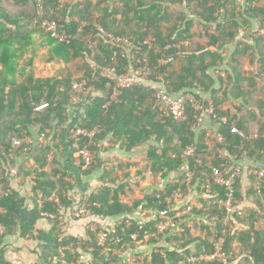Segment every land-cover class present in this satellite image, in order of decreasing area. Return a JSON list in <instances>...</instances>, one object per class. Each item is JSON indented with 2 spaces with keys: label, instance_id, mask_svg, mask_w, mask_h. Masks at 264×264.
<instances>
[{
  "label": "trees",
  "instance_id": "16d2710c",
  "mask_svg": "<svg viewBox=\"0 0 264 264\" xmlns=\"http://www.w3.org/2000/svg\"><path fill=\"white\" fill-rule=\"evenodd\" d=\"M37 1L0 0V264H15L6 258L8 247L15 252L28 250L34 257L28 264H78L89 248L94 249L91 264L116 263L115 250L125 257L121 264H126L130 254L135 264H225L214 257L220 244L228 264H264V227H257L264 221V187L259 195L255 182L246 192L253 207L242 215L233 214L229 222L233 229L224 225V209L207 199L199 201L203 208H193L177 227L158 233V226L175 221L176 212L167 202L171 193L180 189L187 195L191 185L183 184L186 171L195 172L193 186L199 183L205 189L212 182L211 166L220 165L219 146L208 144L206 130L194 128L195 112L190 104L185 120L176 122L161 111L157 86L132 87L122 91L118 102H111L108 81L102 77L103 71L115 68L122 73L130 66L121 57L122 49L111 45L107 35L128 38L146 59L150 81L164 82L172 96L191 92L201 99L198 89L211 92L216 115L228 120L218 130L225 141L221 148L231 157L245 153L252 160L260 159L264 148V0H139L136 6L132 0L121 4L117 0H42L44 17L55 20L59 33L71 37L69 45L59 43L35 23ZM184 7L187 13L181 11ZM35 36L50 48L42 61L65 64L66 74L35 76ZM231 46L232 51L227 49ZM76 60L81 64L72 73L69 64ZM225 60L228 85L224 99L230 95L242 102L237 107L239 120L221 109L218 90L213 89L216 78L210 70L221 69ZM84 80L91 95L80 104L85 108L81 118L71 124V83ZM251 102L257 111H247ZM42 103L48 107L35 111ZM233 125L245 137L231 133ZM78 130L92 136L71 133ZM105 140L124 152L147 146L145 169L161 180L172 178L130 204L123 198L126 186L109 188L106 181L112 187L118 183L105 173L106 187L89 196L88 209L97 217L95 221L103 216L119 218L120 223L99 226L110 237L108 250L101 255L95 233L85 227L87 237L79 243L77 236L65 234L63 220L80 203L69 195V167H77L78 176H90L98 169L100 145ZM89 144L95 161L83 169L84 161L74 156V146ZM191 145L194 155L185 157ZM29 161L33 166L27 167ZM20 176L24 181L28 178L29 187L15 183ZM234 194L243 201L239 182ZM211 196L213 201L226 200L225 190L216 185ZM138 211L146 216L143 222L130 218ZM236 225L241 228L234 231Z\"/></svg>",
  "mask_w": 264,
  "mask_h": 264
},
{
  "label": "built area",
  "instance_id": "2783aa9c",
  "mask_svg": "<svg viewBox=\"0 0 264 264\" xmlns=\"http://www.w3.org/2000/svg\"><path fill=\"white\" fill-rule=\"evenodd\" d=\"M239 3L245 2V0H237ZM37 7L39 11V17L36 18L35 23L38 27L43 30L45 33L50 34L52 37L58 40L59 43L70 44L71 37L66 35L65 33H59V25L55 20H49L44 17V3L42 0L37 1ZM108 42L111 45L116 46L119 49H122V58L126 59L130 62V66L124 68V72L118 73L115 68L103 71L102 77L106 79L107 85L106 88L111 91V102H118V98L121 95L122 91L130 89L135 86L145 85V82H151L149 79L150 70L145 65L146 59H142L139 51L134 50L133 42L125 37H114L112 35L107 36ZM151 41V40H149ZM148 41L145 42V44ZM187 44V43H186ZM116 57V54L114 55ZM131 64H134L131 65ZM137 65V66H136ZM91 87L88 86L87 80L77 82L73 81L71 83V91H70V100L69 103L72 106L80 105L81 102L84 101L85 98H88L91 95ZM156 97L157 102L161 107V111L164 115L172 117L176 122H181L186 118L187 112V104H190L191 108L195 112L194 116V128H202L204 122L207 119L216 120L218 117L215 114V108L211 99H198L195 94L191 92L182 93L179 96H172L169 94L165 88L164 82H161L157 85L156 88ZM48 106V104H42L36 106L35 111H42ZM222 124H227V120L221 118L218 120ZM232 133L242 134L237 128L233 127L231 129ZM72 134L74 136H85L91 137L92 133H89L85 130L74 131ZM224 137L213 127L209 128L206 131V141L208 144H216L220 146L224 144ZM94 145V144H93ZM91 144L85 147H79L75 145V149L77 150V156L80 157L84 161V168H87L94 161L95 152H93L88 147ZM99 147V146H98ZM195 147L193 145L186 148L184 151L185 157H191L194 155ZM217 155L220 161L219 167H212V182H208V189L212 186H219L221 188L226 189L227 191V201L225 202V208L227 210V214H231L234 210L233 208V198L232 192L233 187L236 180L242 175V169L239 165L235 164L236 157H230L228 153L225 152L222 148H217ZM263 159L261 161L260 167H251L249 169V174L256 178L259 182L264 180V150H263ZM198 165H201V162H197ZM9 171L11 175H13L14 170L12 164L9 162ZM195 175V172L186 171L187 182L190 183L192 177ZM86 205L82 204L77 210L75 216L77 218H87L90 216V212L86 209ZM190 207L186 209L176 211L175 213V221L168 222L166 226H158V232H164L165 228H175L176 221L183 218L189 213ZM98 243L100 246H104L108 239V235L106 233H99L97 236ZM215 253V258L223 262L227 263V257L222 252L221 244L218 245V248ZM134 260L132 257L127 259V264H134Z\"/></svg>",
  "mask_w": 264,
  "mask_h": 264
},
{
  "label": "crops",
  "instance_id": "0c3cea01",
  "mask_svg": "<svg viewBox=\"0 0 264 264\" xmlns=\"http://www.w3.org/2000/svg\"><path fill=\"white\" fill-rule=\"evenodd\" d=\"M93 2H97L100 0H92ZM119 4L121 3H125L124 0H117ZM121 1V3H120ZM139 0H132V4L134 6H136L137 2ZM258 5H262V4H258ZM172 9H175L173 6H171ZM124 11V10H123ZM181 11L186 12V8H182ZM191 17L189 16V19ZM36 38V42H37V49L40 48H47L49 51V47L47 45H43L44 39L40 38L39 36H35ZM227 49H230L232 51L233 47H228ZM37 52V50H36ZM37 54V53H36ZM38 56V54H37ZM31 57V55H30ZM230 58V56H228V59ZM38 59V57H37ZM40 59V58H39ZM42 61V59H40ZM43 62V61H42ZM77 61H73L71 64H69V69L73 72H76L77 68H76V63ZM37 60H35L34 66H33V71L36 77H42L41 75H39L36 69V64ZM57 64V63H56ZM61 64L63 66H66L63 63H58ZM81 63L77 64L80 65ZM226 60L225 63L221 66V69L219 68H212L210 71L211 73L213 72L214 74V78H216V83L214 84L213 89L215 88V90H218V98L220 99L221 103H220V107L223 111H227L229 112L233 117H236L237 120H239V112L237 107L242 105L241 101H235L233 98L230 97V95H228V99H224V87H226V85H228V76L225 73V71H223L224 68H226ZM248 60H245V68L248 69ZM38 66V65H37ZM230 73V70L227 69ZM83 73V72H82ZM82 73H80V75H82ZM63 73L60 74L59 77L56 78H60L62 76ZM66 74V73H65ZM76 75H79V73H77ZM45 77V76H43ZM219 79H221V83L219 81ZM223 81V83H222ZM144 86H157L156 84H154L152 81L151 82H145ZM222 88V91H221ZM199 90V95L200 98L202 99H211L212 94L211 92L208 93H203L201 92V89ZM255 97V96H254ZM224 99V100H223ZM246 108H243L242 110H244ZM69 114L71 116V124L75 123L79 118H81L80 116H82L83 111H85V108L83 109L82 107H71L69 110ZM249 112H254L257 111V107L251 102V107L247 110ZM245 112V111H244ZM245 115L248 116L249 113L245 112ZM236 115V116H235ZM214 126V121L207 119L203 126L202 129H206L208 130L209 128H213ZM217 129V126H215ZM146 148H148L147 146H145ZM145 147H142L140 149H136L133 152H124L120 149V147L118 145L113 144L112 142L105 140L104 142H102V144L100 145L101 148V155L99 156L100 161L97 162L98 165V169L96 171H94L90 176L88 175H83L80 174L78 176L77 172L78 169L77 167H69L70 170V177L68 179V181L71 183L70 185L72 186L69 195L71 197H79L82 194H87V195H91V194H95L97 193L100 189H102L103 187H106L105 184H107V186L109 188H114L117 189L119 186H126V192H125V197L124 200L125 201H129L130 204H132V201H137L138 199H142L144 196L149 195L151 193H153L155 190L159 189L160 187H163L164 185L167 184V182L169 180H171L172 176L169 177L166 180H161V177L156 178L155 176H153L150 173V170H146L145 166L147 165L145 157ZM65 149V145L64 147H62V149ZM65 163V161H64ZM67 163L68 161L66 160V167H67ZM129 164H131V166H129ZM239 164L241 165V167L243 168L244 171H246L248 168L250 167H254L257 165L256 161H253L249 158H243L239 161ZM184 169V168H183ZM110 173L108 174L109 178H113L114 180L117 181L118 186L117 187H112L113 185L110 184L109 180L106 181L107 183H103V177L104 175H106L105 173ZM121 178V179H120ZM181 178V176L179 177ZM178 178V179H179ZM178 181V180H176ZM242 185L244 184V182H247L246 178L242 180ZM31 182V181H30ZM15 183L16 184H22L23 186H25V188L28 186V178L23 179L22 176L17 177L15 179ZM190 188L187 189L188 192V201H198L200 199H202V197L204 196L203 194H206V191H204L206 189H204V187L199 188V183L195 184L193 186V183L190 184ZM29 187V186H28ZM202 192H204L202 194ZM202 194V195H201ZM201 204V202L199 203ZM246 205L249 206L250 202H246ZM145 214L143 211H138L135 212L134 215H132L130 218L134 219V220H139L141 222L144 221L145 218ZM119 218H104L99 220V222L105 226H113L115 224L118 223ZM63 224H64V232L66 235H73V236H77V237H82L85 236L84 234L86 233V228H87V222L88 221H82V220H74L72 218H70V216L65 217V219L63 220ZM259 226V228L264 227V221H261L260 223H257V227ZM40 227H42V225H40ZM86 227V228H85ZM47 229V228H46ZM18 246V245H17ZM151 249V247H150ZM148 249V250H150ZM147 251V250H144ZM15 252V250H14ZM19 257H21V259H32V255L29 254L28 250H23L22 252L19 253L18 255Z\"/></svg>",
  "mask_w": 264,
  "mask_h": 264
},
{
  "label": "clouds",
  "instance_id": "9594fccd",
  "mask_svg": "<svg viewBox=\"0 0 264 264\" xmlns=\"http://www.w3.org/2000/svg\"><path fill=\"white\" fill-rule=\"evenodd\" d=\"M107 36H109V35H107ZM149 40H151V39H149ZM32 68H33V66H32ZM70 91H71V89H70ZM69 98H70V95H69ZM70 100V99H69ZM42 104H47V103H42ZM42 104H39V105H42ZM39 105H37V106H39ZM69 105H70V103H69ZM71 107H81V105H76V106H72V105H70ZM48 107V106H47ZM46 107V108H47ZM36 108V107H35ZM45 108V109H46ZM82 108H84V107H82ZM45 109H43V110H45ZM42 110V111H43ZM38 112H41V111H38ZM215 114H217V113H215ZM217 117H218V115H216ZM219 119H221V118H218V119H216V120H214V128L216 129V127L215 126H217V131L219 130V128H220V126L221 125H223L224 126V124H222L221 122H219L218 120ZM224 119H226V118H224ZM210 120H213V119H210ZM227 120V119H226ZM227 124H228V120H227ZM227 124H225V125H227ZM233 127H235V128H237L236 126H232L231 127V129L233 128ZM201 130H203L202 128H200L199 129V131H201ZM204 130H206V129H204ZM237 130H239L242 134H238V133H233V134H238V135H240V136H242V137H245L244 136V133L240 130V129H238L237 128ZM207 131V130H206ZM74 131H71V133H73ZM219 132V131H218ZM232 133V132H231ZM222 135V134H221ZM223 136V135H222ZM224 137V136H223ZM224 139V138H223ZM224 143H225V141H224ZM223 145V144H222ZM222 145H220L218 148H221V146ZM223 149V148H222ZM225 150V149H224ZM263 150H264V148H263ZM263 150L260 152V159H257V160H253V161H256V163H257V165L256 166H254V167H260V164H261V161H262V159H263V155H262V153H263ZM216 152H217V149H216ZM225 152L227 153V151L225 150ZM229 154V153H228ZM74 156L75 157H77V158H80V157H78L77 156V150H76V152H75V154H74ZM231 157V156H230ZM232 157H236V159H235V164L236 165H239L240 167H241V165L239 164V161L241 160V159H243V158H248V156L247 155H245V153H243V154H241V155H232ZM231 157V158H232ZM217 159H218V155H217ZM250 159V158H249ZM252 160V159H251ZM95 161V160H94ZM93 161V162H94ZM220 166V165H219ZM218 166V167H219ZM214 167V166H213ZM251 168V167H250ZM250 168H248L246 171H244L243 170V168L241 167V169H242V175L236 180V182H235V184H234V187H233V192H232V198H233V208H234V210H233V212L231 213V214H227L226 212H227V210H226V208H225V202L227 201V199H228V197H227V191H226V189H224V188H222V189H224L225 190V197H226V200H223V201H219L218 199L217 200H215V201H213V200H210V198L211 197H214V196H211V194H212V189H213V186L210 188V189H208V187L207 186H205L206 187V189H205V191H206V194H203L204 196L202 197V199L203 200H207V199H209V204L210 203H214L215 205H220L223 209H224V214H225V217L223 218V222H224V225L225 226H227V227H229L230 229H233V227L230 225L229 226V222L230 221H232V219H233V214H236V215H242V212H244V210L246 211L248 208H251V207H253V205H252V202H250L251 201V199H252V197H248L247 196V194H246V192H247V190H248V188H250L251 187V185H252V182H255L256 183V186H257V193L259 194V195H261V193H262V189H261V187H264V180L262 181V182H259L258 180H256V178L255 177H253L252 175H250L249 174V169ZM83 169H86V168H84V166H83ZM10 175H11V173H10ZM11 176H14V174L13 175H11ZM194 177H195V175L192 177V180L190 181V183H188L187 182V178H186V174L184 175V181H183V184H186L187 186H189L192 182H193V179H194ZM246 178V180H247V182H244V184L242 185V180L243 179H245ZM250 178H252L254 181H252ZM238 182L240 183V185H241V191H242V194H243V201L242 200H237V198H235V194H234V191H236V187H237V184H238ZM70 183V182H69ZM71 184V183H70ZM189 188H190V186H189ZM221 188V187H220ZM89 196L90 195H87V194H82L81 196H77L76 198L79 200V205H77L74 209H72L71 210V213L69 214V216H71V217H73L74 218V220H77V221H79V220H84V221H88L87 222V229L88 230H90L91 232H93V233H95L96 234V243H97V245H98V247H100V248H102L103 249V251H102V253H101V255L102 254H106V251L108 250V242L110 241V237L108 236V239H107V241H106V243L104 244V246H100L99 245V243H98V239H97V236H98V234L99 233H101V232H103V233H106V232H104L103 230H99V226H105V225H103V224H101L100 222H99V220H101V219H104L105 217H103V216H100L99 217V219H97L96 221H95V218H97V217H95L94 215H93V213L91 212V210L90 209H88V207H89V205H88V199H89ZM211 196V197H210ZM158 197V196H157ZM210 197V198H209ZM199 201H200V199L198 200V201H193V200H191V201H188V192H187V195L186 196H184V194H183V192L180 190V189H176V190H174L172 193H171V195H170V197H169V200H167V202L168 203H172V206H173V211L174 212H176V211H179V210H183V209H186L187 207H190V210H189V213L186 215V216H189L192 212V210H193V208H203V204L201 203V204H199ZM261 201H262V204H264V198L262 197V199H261ZM246 202H250V205L249 206H247L246 205ZM82 204H85L87 207H86V209H88L89 210V212H90V216L89 217H87V218H77L76 216H75V214H76V212H77V210L79 209L78 207H80ZM186 216H184V217H186ZM183 217V218H184ZM191 217V216H190ZM183 218H181V219H183ZM181 219H179V220H177L176 221V224L179 222V221H181ZM194 219H196V217H194ZM187 221L189 222V221H192V219L191 218H187ZM207 220H205L204 222H206ZM234 221V220H233ZM171 222V221H170ZM118 223H120V222H118ZM117 223V224H118ZM206 223H208V222H206ZM179 224H177L176 225V227L178 226ZM114 226V225H113ZM236 228H237V230L239 229V228H241V226H235V228H234V231H237L236 230ZM159 233V232H158ZM107 234V233H106ZM225 234V233H224ZM85 236H82V237H78V240H79V243H82V239H84L85 237H87V234L85 233L84 234ZM108 235V234H107ZM157 234H154L153 236H156ZM155 238H157V236L155 237ZM116 240H118V239H116ZM93 248H89L88 249V251L85 253V254H83V255H81L79 258H78V264H91V262L94 260L93 259V257L91 256V253L93 252ZM113 256H116V257H118V259H117V262L116 263H113V264H121V263H124V259H125V257H123V255L121 256L120 255V252L119 251H117V250H115L114 252H113ZM110 257V256H109ZM129 257H132L133 259H135V257L132 255V254H130L128 257H127V259L129 258ZM127 259H126V261H127ZM126 264H127V262H126ZM134 264H135V260H134Z\"/></svg>",
  "mask_w": 264,
  "mask_h": 264
},
{
  "label": "rangeland",
  "instance_id": "374dc122",
  "mask_svg": "<svg viewBox=\"0 0 264 264\" xmlns=\"http://www.w3.org/2000/svg\"><path fill=\"white\" fill-rule=\"evenodd\" d=\"M36 50H37V54H38V59L36 65V69L39 75H41L42 77H59L61 73L65 74L66 73V67L67 66H63L61 64H56V63H52V64H46L44 62H42L40 59L42 58H46L49 56V51L47 48H38L37 49V45H36ZM40 58V59H39ZM77 64L81 63L80 61L76 60ZM76 64V65H77ZM38 65V66H37ZM27 164V167H31L33 166V162L29 161ZM196 220V219H195ZM21 245V244H19ZM14 248L12 247H8L7 252H6V258L10 261H12L15 264H22V263H30L32 261H30L29 259H21V257H19V253L18 251L14 252ZM26 250V249H24ZM34 258V257H32Z\"/></svg>",
  "mask_w": 264,
  "mask_h": 264
}]
</instances>
